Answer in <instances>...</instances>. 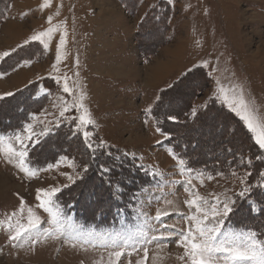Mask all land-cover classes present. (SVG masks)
Here are the masks:
<instances>
[{"label": "rangeland", "instance_id": "rangeland-1", "mask_svg": "<svg viewBox=\"0 0 264 264\" xmlns=\"http://www.w3.org/2000/svg\"><path fill=\"white\" fill-rule=\"evenodd\" d=\"M45 2L9 0L0 22V83L32 71L0 97V221L40 218L19 241L0 227V264H191L188 217L224 201L222 233L264 243V149L244 119L264 126V0ZM16 134L28 172L3 151L23 150Z\"/></svg>", "mask_w": 264, "mask_h": 264}, {"label": "snow or ice", "instance_id": "snow-or-ice-1", "mask_svg": "<svg viewBox=\"0 0 264 264\" xmlns=\"http://www.w3.org/2000/svg\"><path fill=\"white\" fill-rule=\"evenodd\" d=\"M51 3V0H46L44 6H48ZM52 17H49L51 21ZM53 30L48 29L47 33H40L38 35L32 36V41H40L42 36H45L51 33ZM65 43L64 39L60 40L61 46ZM5 56L8 55L7 52L4 53ZM64 91L69 92L70 89L65 83ZM5 95H11L7 93ZM237 102L242 108H246L245 101L243 100L242 95L237 99ZM83 107V105H81ZM171 118V117H170ZM244 119L248 121V127L256 133V138L259 146L264 149V126H258L253 123L251 114L244 116ZM79 120L82 124L92 123L90 114L85 112L79 117ZM31 128V125H29ZM160 131V129H157ZM87 135V133H85ZM31 137H28L30 139ZM14 139L20 144L21 149L17 150L11 143H7L3 148L5 155L9 157H17L18 164L17 166L25 172H28V169L25 167V157L27 156V149L24 144L23 139L20 134H16ZM4 140L3 137H0V141ZM91 146V145H90ZM179 163L184 165V161L180 160ZM34 174V173H33ZM71 179V177H69ZM60 191L59 188H51L50 190L39 189L38 198L40 193H44L47 199L41 203V207L45 208L51 215V220L53 224H59V213L60 209L56 206V202L52 197ZM244 193H240L243 195ZM202 201V198H200ZM171 203V202H169ZM187 203L192 206L195 205L198 212L201 211L197 200L193 199L187 201ZM223 212H220L216 209L215 205L210 209V214L212 220H215V223H212V220L209 219V213L205 212L202 217H197L192 215L188 217L190 221H194V227H190L187 232L182 233L184 247L186 255L190 258L191 264H220L221 258L226 264H264V243H260L254 239L252 234L247 235L246 237L241 235H236L234 233L223 234L221 230V224L223 223V217L226 216L230 211L228 202H223ZM23 208H21V212ZM29 215L27 218V223H21L19 220L13 224L12 217L17 215L16 212H13L11 216L8 217L7 221H0V227H6L13 234L10 238L14 241L22 240L26 235L36 232L40 228V218L32 212L31 209L28 210ZM167 214V213H165ZM159 215L157 219H159ZM53 229L45 230V235L51 234ZM120 238V237H118ZM162 238V237H161ZM130 239V237L128 238ZM128 239H124V243L128 242ZM115 245V240L113 241ZM114 255L118 258L123 253L117 251ZM145 258H147V249H145Z\"/></svg>", "mask_w": 264, "mask_h": 264}, {"label": "crops", "instance_id": "crops-1", "mask_svg": "<svg viewBox=\"0 0 264 264\" xmlns=\"http://www.w3.org/2000/svg\"><path fill=\"white\" fill-rule=\"evenodd\" d=\"M12 6V5H11ZM11 8V7H10ZM11 10V9H10ZM10 13L8 14L7 16V19L5 18V20L1 23L0 25V63L1 61H3V59L7 56L4 55L5 52L8 53V55L13 51L12 49L14 47L13 46V42H12V37H14L13 35V31L10 32L6 27H7V23H8V17H9ZM2 31H4V34L1 33ZM58 39H59V36H58ZM31 41V40H30ZM59 41V40H58ZM31 42H36L37 44H39L41 46V42L40 41H31ZM41 44H40V43ZM28 43V42H27ZM43 45V44H42ZM91 68H93L92 66H90ZM22 69V67H20ZM97 68V67H96ZM32 72L31 70L30 71H25V72H21V74L15 76L14 78H9L7 79L8 77L11 76V74H8V75H4L2 76L3 80L1 81V85L0 86H4V88L8 89V90H5L3 91L2 95L0 97H5V96H8V95H5L7 93H13V92H16V90H18L20 87L18 88H14L13 89V85H15L18 81H19V78H21L22 76H27L28 73Z\"/></svg>", "mask_w": 264, "mask_h": 264}, {"label": "trees", "instance_id": "trees-1", "mask_svg": "<svg viewBox=\"0 0 264 264\" xmlns=\"http://www.w3.org/2000/svg\"><path fill=\"white\" fill-rule=\"evenodd\" d=\"M8 2H9V0L8 1H6V0H4L2 3H1V5H0V22L2 21V19L5 17V14H6V11H7V8H8ZM12 56V55H11ZM4 61H5V59L2 61L3 63H4ZM35 85V84H34ZM28 87V86H27ZM25 88L23 91L25 92V91H28V88ZM21 92V91H20ZM19 93V92H18ZM18 93H16V94H18ZM16 94H14V95H12L11 97H13V96H16ZM0 129H2V128H0ZM244 130H245V128H244ZM2 132H6L4 129H2ZM245 132H246V130H245ZM247 133V132H246ZM261 155V154H260ZM89 167H91V165L89 166ZM137 181V180H136ZM258 216H260V215H258ZM240 227H243V228H246V229H248V228H254L255 229V227H249V226H240Z\"/></svg>", "mask_w": 264, "mask_h": 264}, {"label": "bare ground", "instance_id": "bare-ground-1", "mask_svg": "<svg viewBox=\"0 0 264 264\" xmlns=\"http://www.w3.org/2000/svg\"><path fill=\"white\" fill-rule=\"evenodd\" d=\"M13 27H15V25H13ZM9 28H10V29H12V27H11V26H10Z\"/></svg>", "mask_w": 264, "mask_h": 264}]
</instances>
